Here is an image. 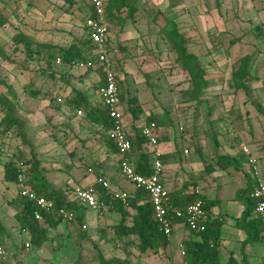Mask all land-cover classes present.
I'll return each mask as SVG.
<instances>
[{"label": "rangeland", "instance_id": "rangeland-1", "mask_svg": "<svg viewBox=\"0 0 264 264\" xmlns=\"http://www.w3.org/2000/svg\"><path fill=\"white\" fill-rule=\"evenodd\" d=\"M4 1L0 2V11L9 20L8 25L0 29V47L8 59L0 58V79L10 86L16 99L1 85L0 95L8 99L15 116L23 125L28 141L40 153L42 165H45L44 169L47 168L44 171L47 180L60 175L64 179L69 178L73 186L78 179L74 180L71 174L80 175L86 169L95 170L96 165L91 161V156L95 154L98 139L104 135L97 125L86 122L81 114L67 105V97L72 88L78 89V81L84 83V79H87L88 84L85 86L91 90L92 103L99 106L96 103L99 102L97 84L89 82L86 73H80L81 67L68 68L61 62L59 65L53 62L49 67L55 72L54 77L38 75L41 68L44 69V63L25 58L19 49L14 51L11 36L14 29H19L35 41L66 47L72 37L79 38L82 35L84 18L89 14L86 0ZM176 1L139 0L138 12L133 21L123 26L114 17L108 18L110 39L106 50L114 63L119 102L126 114L122 120L125 121L128 111L136 107L140 109L141 115L133 123L134 126L142 125L148 114L158 117L160 125L168 126L170 141L176 144L175 156L178 160L175 166L181 179V188L189 191L197 186L207 198L217 199L218 206L212 210V217L215 212L226 211L227 202L230 201L226 198L235 189L232 184L224 186V199H220L222 186L219 183L210 186L208 179L212 173L225 176L234 173L232 169L218 170L214 165L215 154L239 156L240 146L243 145L257 160L264 174V45L256 29V26H260L261 34H264V24L256 19L250 21L244 16L242 0H228L226 11L220 7L223 0H182L184 6L173 11L175 6L181 5L174 4ZM158 11L174 18L184 35L188 32L194 35L188 38L189 51L198 57L210 83L201 104L183 101L181 91L188 86V76L175 64L172 53L158 37L157 27L151 21L153 14ZM230 25L232 28L228 30ZM236 43L240 49L243 45H252L255 59L258 54L262 55L258 58L261 67L255 71L258 77L248 83L249 95L230 85L234 64L217 65L229 57L226 45L231 47ZM216 47L221 50L212 55L215 53L212 49ZM29 81L38 91L36 97L24 94L23 87ZM92 132L100 136L96 138ZM212 133L217 135V146ZM164 145L161 142L159 146ZM0 147L3 151L0 164L7 161L11 154L16 155L24 149L17 128L0 130ZM150 148L148 146V150ZM184 150H187V155H184ZM152 157L150 153V164ZM242 160L246 164V160ZM69 161L71 165L77 164L73 171L66 164ZM206 165L214 167L213 170H208ZM52 166L49 170L48 167ZM2 174L0 165V215L3 216L7 232L3 244L7 255L5 259H0V264H98L96 251L105 258L124 256L123 250L117 248L116 244L99 239L97 234V229H108L116 218L106 214L105 209L100 215L87 207L79 208L86 222L80 224H84L86 229L80 228V224H73L68 226V234L55 235L62 230H54L49 233L54 240L52 246L46 243L40 251H26L23 244L27 236L19 231L13 215V211L20 207L16 186L3 181ZM56 183L62 181L58 179ZM71 197L68 193V198ZM228 214L234 213L229 211ZM218 216H221L220 213ZM101 218L103 222L100 226L95 221ZM185 232L186 229L170 238L166 252L138 255L132 250L130 260L137 264H181L178 243L189 236ZM238 250L236 245H223L222 262L228 252L238 253Z\"/></svg>", "mask_w": 264, "mask_h": 264}, {"label": "trees", "instance_id": "trees-1", "mask_svg": "<svg viewBox=\"0 0 264 264\" xmlns=\"http://www.w3.org/2000/svg\"><path fill=\"white\" fill-rule=\"evenodd\" d=\"M3 1L0 0V2ZM138 2L139 0H107L105 17L107 19L114 17L120 23V26H123L133 21L134 15L138 12ZM3 7H5V4ZM87 7L89 9L87 16H92L89 0H86ZM8 20L0 11V29L8 25ZM151 21L157 27L158 37L167 46L169 52L172 53L175 64L188 76V86L185 90L181 91L183 101L190 104H201L202 98H204L210 83L206 79L205 72L198 57L188 50L190 45L188 38L180 30L177 21L174 18H169L161 11L153 14ZM256 29L259 30L260 35L258 36H261V42L264 45V34L260 32L261 27L256 26ZM82 31L81 37H72L69 45L62 47L47 42L35 41L23 31L14 29V33L11 36V44L14 51L19 49L25 58L30 60L37 59L44 63L45 67L44 69L41 68L38 75H46L52 78L55 76V72L51 71L49 67L53 62L55 63L56 59L68 68L76 64L86 65L87 67L95 65L96 61L92 55L93 45L87 37L84 24L82 25ZM107 43L108 40L106 42V48ZM0 58L3 60L8 59V55L1 47ZM251 65L252 57L247 55L236 62L230 78V85L233 89L242 90L245 94L249 93L248 83L256 78L255 71L258 67H261L260 65L257 66L256 70L252 72ZM101 83L100 81L97 83V89ZM0 85L6 89V92L12 98L16 99V95L5 81L0 79ZM147 85L150 87L149 83ZM23 91L24 94L30 97H36L38 94V91L34 89L31 81L23 87ZM67 105L76 112L79 111L82 119L86 122L103 127L110 124L107 112L102 104L100 103L99 106L94 105L92 101L88 100L83 91L79 89L72 88L70 90V95L67 97ZM130 112L132 117V137L129 138L131 142L130 154L135 160L134 163L132 159V166L136 173L149 175L151 173V164L148 156L152 153V149L150 148L148 150V143L140 133L141 128L150 122H154L156 125L158 144L167 140L168 126L166 128V125H160L158 117L151 114L146 115L142 125L134 126L133 123L138 120L141 111L133 107ZM161 126L164 128H161ZM12 128H17L24 149L18 151L16 155L11 154L7 161L0 164L3 170V181L16 185L17 175L22 173L27 179V187L37 195L52 201L55 206L53 213L42 212L41 220L37 221L33 216V212L36 209L35 205L32 202L19 198L20 207L14 214V219L19 231L27 236L24 244L27 242L29 249L25 250L37 252L46 243H49L51 246L53 245V236L51 237L49 233L54 230L56 231L62 222H66L62 215H58V209L65 208L72 211L75 214V220L69 223H73L74 225L82 223V216L76 213V201L68 200L67 189L62 190L56 188L48 182L46 174H44L46 169L42 165L40 153L28 141L27 135L23 130V125L15 116L14 109L8 99L0 95V130L9 131ZM216 136L215 133H212L215 146H217ZM98 142L100 146L106 147L107 151L113 154L117 153L113 142L106 137L99 138ZM215 158L214 165L221 171L227 169L238 171L242 165V159L244 161L247 160L246 156L242 153L239 156L215 154ZM160 159L162 164L167 162L166 156L161 155ZM18 163L21 166H18ZM206 167L208 170H213L214 168L210 167V165H206ZM93 186L98 191L99 199L104 204V208L109 213L116 214L115 223L110 225L108 229H97L99 239H103L105 242H113L117 248L122 249L124 252L123 257L112 255L105 258L102 253L96 251L98 264H137L130 260L132 250L138 255H146L147 253L156 254L167 251L170 238H167L160 231L153 217L148 195L143 190H135L133 195L125 203H122L120 200L112 199L107 191L102 190L97 183ZM251 189L252 187L247 185L245 189H240L235 193L234 200L243 203L244 207L240 215L234 219V226L245 234V238L239 244L238 253L234 251L228 252L223 262L221 260V229L224 221L218 215L211 217V210L218 204V200H209L205 196H197L189 194V192L185 193L187 189L182 188L178 191L167 193L169 204L178 209H183L193 200L200 198L203 201V208L207 216L205 222L206 227L203 231H190L182 219L170 214L169 219L172 232L174 225L182 224L189 235L179 241L184 252V255L181 256V264H249L244 253L245 247L247 245L264 244V221L254 213L256 200L250 195ZM80 225L82 226L83 224ZM6 233L5 227L0 222V246L5 251L6 248L3 244ZM57 234L59 235L61 233L58 231L55 235ZM237 254L240 255V258L236 257Z\"/></svg>", "mask_w": 264, "mask_h": 264}, {"label": "built area", "instance_id": "built-area-1", "mask_svg": "<svg viewBox=\"0 0 264 264\" xmlns=\"http://www.w3.org/2000/svg\"><path fill=\"white\" fill-rule=\"evenodd\" d=\"M107 0H89L92 16L84 18V26L86 34L91 44L93 45L92 55L95 58V67L99 70L102 76V83L97 89V96L100 103L105 108L110 124L108 126H98V130L102 132L104 137L111 140L116 148L118 157V170L123 181L133 186V193L135 190H143L149 198L152 207V213L157 222L160 231L167 237L171 238L172 226L169 219L170 214L176 218L183 220L184 224L190 231H203L206 227L207 219L206 212L203 208V201L197 198L190 202L185 208H174L169 204L168 194L164 189L160 176L163 171V164L160 159V152L155 150L157 144L156 125L150 122L141 128V136L147 141L148 146L152 149V163L151 173L149 175H141L135 172L132 162L130 160L131 142L128 137V131L122 120L123 113L120 108L119 93L117 86V77L114 71V63L106 50V42L109 34V25L105 17V6ZM55 64L59 65L60 61L55 60ZM74 67H86V65L76 64ZM91 67V66H90ZM78 114H81L77 111ZM180 130H182L180 128ZM241 153L246 156V169L253 181L251 190V197L256 200L254 206L255 215L259 216L264 221V174H262L257 160L252 157L247 147L240 146ZM186 155L187 150L183 151ZM2 149H0V156ZM18 166H21L18 163ZM91 170L89 169L88 172ZM26 177L24 174L17 175L16 187L19 198L32 202L36 209L33 212L34 219L41 220L42 212L53 213L55 206L52 201L37 195L30 190L26 185ZM102 190L107 191L110 197L114 200H120L125 203L129 197L133 195L123 191H111L110 185L107 181L98 179L96 182ZM189 194L200 195L198 188L189 190ZM71 198L79 205L90 208L100 215L104 211V204L99 199L98 191L95 187L89 186L86 188H75L71 192ZM58 215H62L66 222H73L75 214L65 208H60L57 211ZM82 229H86L83 224ZM26 250L29 249V244H24ZM178 251L180 256L184 255L182 246L178 243ZM7 253L3 247L0 246V259H5ZM264 264V263H261Z\"/></svg>", "mask_w": 264, "mask_h": 264}, {"label": "crops", "instance_id": "crops-1", "mask_svg": "<svg viewBox=\"0 0 264 264\" xmlns=\"http://www.w3.org/2000/svg\"><path fill=\"white\" fill-rule=\"evenodd\" d=\"M227 1L228 0L221 1L222 4L220 7L224 8L225 11L227 8L225 5L227 3ZM242 1L244 2L243 3L244 8H241V10L244 9V14H245L244 16H246V18L250 21H255V19H256L257 22H261L262 24H264V0H242ZM177 3H179L181 5L175 6L173 8V11H175V10L177 11V10L181 9L182 6H184L182 0L181 1L177 0L176 3H174V4L178 5ZM220 11H221V9H220ZM181 19H182V17H181ZM107 22H108V19H107ZM108 25H109V30H110L109 22H108ZM231 28H232V26L230 25V27H228V30H230ZM109 34H108V39H107L108 41L110 39ZM193 36L194 35L191 32H188V34H185V37H187V38H191ZM240 37H241V35H240ZM237 45H238L237 43L232 45L231 47H227V45H226L225 48H228L227 52L229 53V57L226 58V60H224L223 63H217V65H219V64H234L235 65L236 62L240 58L247 55V56L252 57V65H251L252 69H251V71L254 72L256 70L257 66L260 65V62H258V60H259L258 58L262 57V55L258 54L256 56V59H255L254 58L255 56L253 55L254 48L252 45H243V47L241 49L239 47H237ZM218 48L219 47L212 49L213 51H215V53H212V55L217 54L219 52V50H221V48L220 49H218ZM188 50H189V48H188ZM240 50H243V51L240 52ZM215 58L218 59V57H215ZM72 67H73V69L76 68L74 66H72ZM94 70H96L97 72L96 73L93 72ZM80 73L81 74L86 73L85 76H88L89 82H95V84L99 83V81L102 82V76H101L99 70L96 69L95 65L88 67V68L81 67ZM257 77L258 76H256V78ZM85 80L87 81V79H84V81ZM86 81L84 83H81L78 81L79 87H77V88L79 90L83 91V93L87 96L88 100L92 101L94 99H91V94H90L91 90H88L87 87L85 86L86 84H88ZM96 92H97V90H96ZM96 103H98V105H99L100 100H99V102H96ZM120 108L122 110L123 117H125L126 114L124 113L123 108L121 106H120ZM128 114H129L128 118H126L125 121H123V122H124V125L128 131V137L131 138L132 137V128L130 125H132V117H131V114L129 111H128ZM92 134L96 138L100 136L97 132H94V133L92 132ZM160 143H158V145L155 147V150L160 152L161 155L167 157V162H165L163 164L164 168H163L162 174L160 176L161 183H162V185H163V187L167 193L178 191L181 189V185L179 183V182H181V179H180V176L176 172L177 169L175 166V162L177 163V160H178L177 157L175 156L176 144L172 140L170 141L169 135H168L167 140L163 142V143H165V145L163 147L159 146ZM151 149H153V148H151ZM95 150H96L95 154L91 156V161L96 165L95 170L90 169L91 171L88 172V169H86V171H83L80 175H78L76 173L71 174L70 177H72L74 180L78 179L77 182H75L73 180L75 182V184L73 186L70 185L69 178L64 179L59 174H58L59 177L53 176L51 180H48V182H50V184L56 188H60L62 190L67 189L68 193L71 194L72 190H74L75 188H86V187L92 186L97 182L98 179H101V180L107 181L109 183L111 191H118V192L123 191V192H128V193L132 194L133 193V186L125 183V181H123V179L119 173V170L117 167V164H118L117 153L113 154L110 151H107L106 147L100 146L99 144L96 146ZM132 159L134 160V157L132 158V156L130 154L131 162H132ZM116 160H117V162H116ZM70 162L71 161H69L66 164H68L69 167L71 168V171H73L75 168H77V164L73 165V163H72V165H71ZM115 162H116V164H115ZM44 166L45 165H43V167ZM50 168H53V166L48 167L49 170H50ZM59 170H61V169H59ZM58 179L61 180L62 183H59V184L56 183V181ZM208 182H210L211 187H213L217 183H219L222 186L220 188V199H224V197L222 195L223 190H224V186H226L228 184H232V186L235 185V189L233 190L232 195L229 198H226L227 201L230 200L227 202L228 206L226 207V211L224 213H222L220 211L215 212V213L213 212V213H214V215H219V213H220V215L224 221V224H223L222 229H221L222 246L231 244V245H234V246L236 245L239 247L240 242L243 241L245 238V234L241 230L235 228L234 219L240 215V212L242 211L244 205H243V203L235 201L234 196H235L236 191H238L240 189L241 190L245 189V187H247V185H250L251 187L253 186V181L251 179V176L247 172L245 164L242 163L239 170L234 171V173L232 175H230V173H227L226 176L218 174L216 172L212 173L211 178L208 179ZM194 188L199 189V187H197V186ZM199 191H200V189H199ZM188 192L189 191H186L185 193H188ZM200 195L205 196V194H203L202 192H200ZM16 197L19 199V197L17 195V187H16ZM214 199L215 198H210L209 200H214ZM68 200H73V199L68 198ZM217 206L218 205L213 207L212 210L216 209ZM76 207H77L76 213L79 214L80 216H82V222L86 223L84 215L79 212V208H86V207L79 205V203H77V202H76ZM105 211H106V214L109 213L106 209H105ZM229 211L234 213V214L233 215L228 214ZM16 212H17V210L13 211V215ZM109 215L114 216L116 218L115 213H109ZM2 218H3V216L0 215V222L5 227V222L3 221L4 219H2ZM95 222H96V224L101 226L103 220L101 218L100 220L98 219ZM72 224L73 223L62 222L57 227L56 231L62 230L59 233L68 234V226L70 227ZM95 227H97V226H95ZM183 230H185V228L183 227L182 224L174 225L171 237H176L177 235H180V233H182ZM185 233L188 234L187 230ZM244 253L246 255V258H247V261L249 264L264 263V244L247 245L244 249ZM236 257L240 258V255L237 254Z\"/></svg>", "mask_w": 264, "mask_h": 264}]
</instances>
